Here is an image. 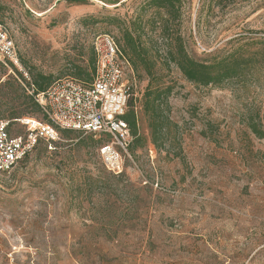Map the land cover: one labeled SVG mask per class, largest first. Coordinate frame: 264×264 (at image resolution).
<instances>
[{
	"label": "rangeland",
	"instance_id": "1",
	"mask_svg": "<svg viewBox=\"0 0 264 264\" xmlns=\"http://www.w3.org/2000/svg\"><path fill=\"white\" fill-rule=\"evenodd\" d=\"M143 2L0 0L30 78L0 62V118H14L12 134L25 133L24 117L45 121L40 108L19 106L28 83L38 74L78 78L80 69L85 81L96 36L121 47L123 21L138 17ZM181 4L175 29L186 50L208 62L239 57L240 76L198 86L159 61L153 87L173 86L168 112L177 128L154 143L142 112L149 78L130 64L143 138L124 172L106 169L98 136L67 130L53 150L41 143L0 174V264H264V136L252 129L264 134V0ZM153 17L144 12L145 22ZM143 36L164 56L158 28Z\"/></svg>",
	"mask_w": 264,
	"mask_h": 264
},
{
	"label": "built area",
	"instance_id": "2",
	"mask_svg": "<svg viewBox=\"0 0 264 264\" xmlns=\"http://www.w3.org/2000/svg\"><path fill=\"white\" fill-rule=\"evenodd\" d=\"M93 49L96 63L92 80L66 76L45 91H38L32 82L28 83L27 90L40 106L45 121L24 117L18 122L25 127V133L14 135L12 120H0V174L12 170L41 143L53 150L62 130L102 138L99 155L106 169L116 175L124 172L125 157L131 158L128 150L133 139L124 120L131 96L132 84L128 79L131 65L109 34L96 36ZM0 61L7 67L13 64L30 80L11 29L1 20Z\"/></svg>",
	"mask_w": 264,
	"mask_h": 264
},
{
	"label": "trees",
	"instance_id": "3",
	"mask_svg": "<svg viewBox=\"0 0 264 264\" xmlns=\"http://www.w3.org/2000/svg\"><path fill=\"white\" fill-rule=\"evenodd\" d=\"M181 6V0H144L140 7V15L135 19H131L129 22L123 21V43L121 44L122 48L119 47L133 66V69L136 72L140 69L143 70L149 78V84L143 95L142 112L148 119V127L151 131L152 141L154 143H157L164 135L169 134L171 127L177 128V124L171 120L168 112V98L173 91V86L162 84L153 87V79L155 78L154 71L159 61H162V64L167 68H170L171 64L175 65L189 82L204 87L209 85H221L228 79L239 77L242 72V62L239 60V57L234 55H230L226 58L213 59L208 62L195 58L186 50L183 37L178 33V30L175 29V20L180 13ZM3 9V6L0 4V12ZM149 10H154L155 17L145 22L144 12ZM158 17H160V20H158ZM90 19L92 18L87 17L84 21ZM118 19L119 18L115 17L109 18L110 21ZM0 20L3 21L2 19ZM146 26L156 30L158 28L160 30V35L163 41H165V46L167 48L164 56L159 54L158 50H155L157 45L155 40L151 38L146 40L144 38L143 31ZM92 62V73L86 75L88 77L85 81H90L93 78L96 63L95 52ZM9 67L17 69L11 63H9ZM83 71V69H80L75 73L78 77L77 79L82 80V78H86L84 77L85 74ZM53 82H51L49 76L38 74L33 84L38 91H45ZM21 97L23 101L19 106L25 108L34 105L40 108L34 98L27 95L24 91ZM130 99L131 98L128 100V107L124 115V120L130 126L133 142H131L129 148L133 150L135 148L134 142L141 140L143 137L140 132L138 107L134 106ZM129 106L132 107L131 110H129ZM139 109L141 110V108ZM5 118L12 120V123L15 121L9 114L0 118V120ZM252 129L258 136H264V134L254 126ZM62 131L67 132V130ZM103 141L104 140H102V142Z\"/></svg>",
	"mask_w": 264,
	"mask_h": 264
}]
</instances>
